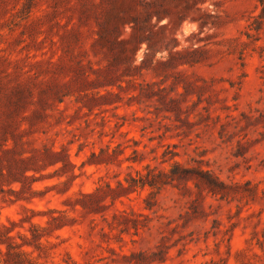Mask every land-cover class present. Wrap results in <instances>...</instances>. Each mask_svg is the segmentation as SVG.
I'll return each mask as SVG.
<instances>
[{"label": "rangeland", "instance_id": "1", "mask_svg": "<svg viewBox=\"0 0 264 264\" xmlns=\"http://www.w3.org/2000/svg\"><path fill=\"white\" fill-rule=\"evenodd\" d=\"M0 264H264V0H0Z\"/></svg>", "mask_w": 264, "mask_h": 264}]
</instances>
